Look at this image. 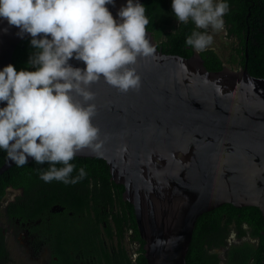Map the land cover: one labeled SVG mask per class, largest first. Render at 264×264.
Masks as SVG:
<instances>
[{
    "label": "water",
    "instance_id": "95a60500",
    "mask_svg": "<svg viewBox=\"0 0 264 264\" xmlns=\"http://www.w3.org/2000/svg\"><path fill=\"white\" fill-rule=\"evenodd\" d=\"M126 4L106 5L118 23ZM19 31L0 18V71L12 63L16 45L32 38ZM146 34L155 52L130 66L140 77L138 89L121 92L103 78L82 85L94 94L87 103L95 105L99 147L76 156L104 160L111 179L123 186L147 264H187L204 212L225 203L255 206L264 223V79L208 70L199 53H164ZM68 63L86 69L74 57ZM13 164L6 155L0 173Z\"/></svg>",
    "mask_w": 264,
    "mask_h": 264
},
{
    "label": "clouds",
    "instance_id": "9594fccd",
    "mask_svg": "<svg viewBox=\"0 0 264 264\" xmlns=\"http://www.w3.org/2000/svg\"><path fill=\"white\" fill-rule=\"evenodd\" d=\"M113 3L0 0V18L17 27L18 35L30 34L35 49L28 61L34 71H17L11 64L0 71V102H6L0 108V149L18 167L28 157L40 165L47 162V170L38 169L46 183L55 180L68 185L84 179V168L71 175L75 165L70 161L86 148L99 147L94 143L99 129L92 123L95 105L87 103L94 94L82 85L103 78L121 92L138 89L140 77L130 66L138 57L155 52L146 38L145 7L127 0L117 13L122 21L118 23L106 7ZM172 9L178 22L191 18L196 29L215 31L224 27L229 5L223 0H172ZM212 40L207 32L193 30L185 43L203 51ZM73 57L84 62L86 69L72 67L68 62ZM75 97H82L84 103Z\"/></svg>",
    "mask_w": 264,
    "mask_h": 264
},
{
    "label": "flooded vegetation",
    "instance_id": "af4514ba",
    "mask_svg": "<svg viewBox=\"0 0 264 264\" xmlns=\"http://www.w3.org/2000/svg\"><path fill=\"white\" fill-rule=\"evenodd\" d=\"M217 2L220 0H214ZM223 2L229 5L223 16L224 27L215 31L211 27L203 29L213 37L212 44L205 50H211L218 57L219 70L247 72L254 78L264 79V0ZM172 29L168 27L165 31ZM194 52L200 54L195 49ZM211 61L215 62L214 59ZM70 163L75 165L73 177L78 175L80 168L87 173L76 184L65 185L55 180L46 183L40 179L37 170L29 172L32 184L28 190L21 183L19 172H13L14 182L20 179L19 184L3 186L0 194V264H117L119 248L124 249L130 261H136L141 239L135 220L129 209L128 218L119 203L110 202L104 196L108 190L114 199L121 185L111 179L108 167L100 161L73 159ZM48 167L47 162L38 164V169L47 170ZM53 183L56 188L51 195L49 188ZM87 193L99 200H88L87 208H83ZM116 216L122 218L120 225L115 223ZM231 231L234 232L230 230L228 239ZM253 241L257 242L256 239Z\"/></svg>",
    "mask_w": 264,
    "mask_h": 264
},
{
    "label": "trees",
    "instance_id": "16d2710c",
    "mask_svg": "<svg viewBox=\"0 0 264 264\" xmlns=\"http://www.w3.org/2000/svg\"><path fill=\"white\" fill-rule=\"evenodd\" d=\"M145 7V15L149 19L146 29L152 34L153 39L157 43V47L164 53L179 54L189 57L194 48L186 45L185 41L191 35L193 30L203 32V29H196L194 22L189 18L187 23H176V17L172 9V0H144L142 4ZM172 27V31H165L166 28ZM32 38L22 39L15 47L12 54V63L17 71L35 69L29 66V58L35 51L31 45ZM160 40L161 42H158ZM200 55L204 61V65L208 70H219L220 60L213 54L211 50L200 51ZM214 59V63L211 60ZM7 153L0 149V165L4 162ZM75 160H97L104 166L108 167L104 160L90 157H74ZM27 161L24 166L18 167L12 165L8 170L0 174V194L3 186L10 183L13 186L19 184L18 179L14 182L13 172H19L21 183L25 185V189H30L32 178L29 179V172H37L38 164L34 158ZM62 167V165H58ZM18 168V169H17ZM107 176L109 174L107 173ZM31 177V175H30ZM35 179V178H34ZM55 184L49 188L51 195L55 193ZM123 186L117 188L115 198L113 199L109 191L104 192V196L119 203L123 208L124 215L129 218L128 209L131 212L132 220H135L132 205L122 198ZM40 196V195H38ZM85 204L83 208H87L88 200L97 202L95 196L87 193L84 196ZM130 215V216H131ZM122 218L115 217V223L120 225ZM136 224V223H135ZM135 224L132 225L135 228ZM233 229L235 232V242L228 243V234ZM263 230V231H262ZM249 237V239L244 237ZM141 239V238H140ZM254 239L257 242L253 241ZM142 241V240H141ZM140 254L135 262L128 259L123 248L118 249L117 264H147L143 254V245L141 242ZM223 254V255H222ZM187 264H264V223L260 210L255 206L236 207L232 204L225 203L208 212L201 214L196 222L192 233V238L186 254Z\"/></svg>",
    "mask_w": 264,
    "mask_h": 264
},
{
    "label": "rangeland",
    "instance_id": "374dc122",
    "mask_svg": "<svg viewBox=\"0 0 264 264\" xmlns=\"http://www.w3.org/2000/svg\"><path fill=\"white\" fill-rule=\"evenodd\" d=\"M235 241H236V239H235V236H234V232L231 231V236L228 239V243H232V242H235Z\"/></svg>",
    "mask_w": 264,
    "mask_h": 264
}]
</instances>
